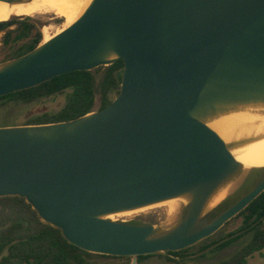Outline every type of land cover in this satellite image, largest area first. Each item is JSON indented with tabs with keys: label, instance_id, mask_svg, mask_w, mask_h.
I'll return each instance as SVG.
<instances>
[{
	"label": "water",
	"instance_id": "obj_1",
	"mask_svg": "<svg viewBox=\"0 0 264 264\" xmlns=\"http://www.w3.org/2000/svg\"><path fill=\"white\" fill-rule=\"evenodd\" d=\"M118 59L120 92L103 109L0 127V197L24 198L86 252L137 258L186 249L264 191L263 174L230 206L201 215L242 167L201 119L264 102V0H93L51 40L0 64V96ZM185 194L184 216L162 234L103 218Z\"/></svg>",
	"mask_w": 264,
	"mask_h": 264
},
{
	"label": "trees",
	"instance_id": "obj_2",
	"mask_svg": "<svg viewBox=\"0 0 264 264\" xmlns=\"http://www.w3.org/2000/svg\"><path fill=\"white\" fill-rule=\"evenodd\" d=\"M14 25L17 26L15 29H9ZM1 32L4 33L5 46L11 43L13 47V44L24 41L21 52L10 59L32 51L42 40L40 29L29 17L0 21ZM99 70H103V73L98 78L96 73ZM123 71V61L118 59L111 65L90 71L61 74L35 87L0 96V109L12 106L28 109L62 96L64 104L58 111H42L23 124L13 126L73 120L93 112L97 95V111L110 104L120 92ZM238 215L244 216L239 229L221 243L213 245L223 249L249 234L248 241L227 258L208 264H248V257L264 250V191ZM188 249L190 247L167 254L177 257ZM154 255L138 256L136 260L140 262ZM130 258L86 252L69 243L59 229L43 222L24 198L0 197V264H129ZM166 258L176 262L175 259Z\"/></svg>",
	"mask_w": 264,
	"mask_h": 264
},
{
	"label": "rangeland",
	"instance_id": "obj_3",
	"mask_svg": "<svg viewBox=\"0 0 264 264\" xmlns=\"http://www.w3.org/2000/svg\"><path fill=\"white\" fill-rule=\"evenodd\" d=\"M12 18L22 19L27 17ZM29 18L35 22L37 27L40 29L41 34L43 26L51 24L52 26L54 25V28H58L61 27L64 21L62 18H56L51 14L35 15ZM16 27L17 26L14 25L9 29H15ZM3 34V32L0 33V64L19 54L24 42L19 41L17 44H13V47L10 45L11 43L5 46L3 45ZM41 41H43V34ZM41 43L42 42H40V44ZM102 73L103 70H99L96 73L97 77L99 78ZM98 99L99 97L97 95L93 111H97ZM63 104L64 97L61 96L54 98L52 101L35 104L28 109H24L20 106H12L2 110L0 109V127L3 126V124L6 126L23 124L32 115L42 111H48L50 113L56 112ZM263 174L264 169L247 168L242 166L235 175L225 182L227 184V191L223 199L213 208L212 216L230 206L237 199L247 193ZM177 207L174 211L169 213L166 205H158L135 212L113 214L111 218L113 221L151 224L158 230L160 234H162L171 230L184 216L186 205L184 203H179ZM243 218V215H236L226 222L216 233L191 246L190 249L179 254L177 257L169 256L167 253H157L154 256L148 257L140 262H137L136 258L131 257L129 259V264H208L227 258L248 241L249 234L241 237L236 242L223 249H217L213 244H219L229 237L231 233H235L241 226ZM207 246L210 247L203 251V249H205ZM166 257H169V259H175L176 262L168 260ZM247 263L264 264V250L254 253L252 256L248 257Z\"/></svg>",
	"mask_w": 264,
	"mask_h": 264
},
{
	"label": "bare ground",
	"instance_id": "obj_4",
	"mask_svg": "<svg viewBox=\"0 0 264 264\" xmlns=\"http://www.w3.org/2000/svg\"><path fill=\"white\" fill-rule=\"evenodd\" d=\"M93 0H0V21L12 17H33L37 15H54L62 18L61 27L54 28L51 24L42 27L43 41L46 43L55 35L75 23L86 11ZM115 55H111L114 58ZM226 144L233 158L247 168H264V102H250L227 105L215 114L201 119ZM227 184L219 186L209 197L203 208L205 215L213 209L225 196ZM191 200L185 194L144 207L118 212L129 213L145 208L166 205L169 213L174 211L179 203L187 205ZM179 207V206H178ZM177 207V208H178ZM113 214L103 216L113 220Z\"/></svg>",
	"mask_w": 264,
	"mask_h": 264
}]
</instances>
